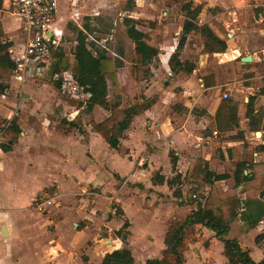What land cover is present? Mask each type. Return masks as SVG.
Returning a JSON list of instances; mask_svg holds the SVG:
<instances>
[{"label": "rangeland", "instance_id": "rangeland-1", "mask_svg": "<svg viewBox=\"0 0 264 264\" xmlns=\"http://www.w3.org/2000/svg\"><path fill=\"white\" fill-rule=\"evenodd\" d=\"M193 1L195 5L203 4L205 6L200 16V23L208 24L219 37L226 40L228 49L225 54H220L221 57L218 56L219 54H206L203 51V39L197 34H192L189 36L187 45L181 52L180 60L194 63L197 68L196 71L198 72L199 79L202 76V70L219 65L225 66L227 84L225 86H220L221 89L216 92L215 97L222 101L231 100L238 106L239 115L240 112H242L240 122L234 131L227 134H215L217 128L214 116L207 113L208 104L200 102L197 98L198 94L194 96V99L197 100L196 106H194L192 111L190 110L192 107L190 99L193 98H186V79L190 78V74L186 72L177 74L172 73L170 64V57L176 50L181 37L185 16L176 5L169 4L170 0H59L56 22L57 27L63 31L60 48L71 57L76 46L77 29H81V27L84 28L85 25H88L90 27V30L87 32L88 45L93 52L103 50L105 47L109 55L117 58L122 63L121 69L115 74L108 76L109 99L111 104L119 100L128 102L129 104H142L143 97H151L150 99L153 101V105L158 102L161 103L159 113L161 115L163 114L162 120L164 123H167L168 128L173 127V129L168 139H162L158 141L159 143L149 139L143 143L145 145H143V148H138L140 149V156L142 157H137L134 159V162L138 164L139 171H145V177L140 174L138 175L140 180H135L134 172H128L131 168V164L121 157L119 153L115 152L112 154V169L120 174H126L127 172L129 174L125 175L123 178L120 176L119 180L117 179L115 187H113L112 181L104 183V181H106L107 172H104L98 177L95 176V178L98 179L96 183L99 184L103 182L105 189L108 191L103 192V188L99 186L94 189L92 185H80L79 190L72 194V200L70 201H65L59 194L49 191L39 196L45 199H55V203L44 213L36 210L34 206L35 197H33L31 202L24 208L25 211L21 209L18 211L19 213H26V215L29 216L28 218L33 220V224H35L33 230L31 227L26 228V226L22 225L18 220L12 221L10 218H5L0 221L15 230L16 233L23 231V239L17 238L15 241L21 243H25L24 241H35L47 247L46 251H49V253H54L51 249L56 241L54 237V226L48 224L44 216L57 213L63 216L72 211L75 217L72 219V224L77 225L75 227L72 225L71 227L73 229L75 228L74 230H84L86 233L85 235L88 236L86 239L82 238L84 244H87L88 247H92L94 242L101 243L103 246L107 247L109 244L107 240L111 238L109 235L112 234V237H114V232L117 231V228L120 229L125 220L129 219V221H132L131 227L133 228L135 236L130 249L136 259V263L144 264L149 255H152L150 253L154 251L153 243L155 239L158 238L159 243L164 242L169 225L172 222L184 219L191 210L197 208L196 205L184 204L190 190V186L185 182L180 186L183 193L182 198H176L174 196L175 189L169 188L167 184L164 186H156L155 189L150 188L153 186L150 181L151 174H147L146 171L150 168L149 156L156 153L159 149H164L165 154L167 151H175L179 154L177 172L184 178L191 173L195 162L199 159L207 161L209 163V168L214 172H227L233 166V160L229 159L228 156V149L239 147L244 144L252 147L262 145L260 140L261 138L264 140L263 128L253 129L250 126V121L244 116L250 98L258 100L260 96L264 95L263 68L260 65H256L255 67L254 64H245L242 61L249 53V51L245 49V45L252 44V41L246 38L243 42L240 36L246 31L259 27V25L255 23L256 19L259 20L260 18L259 14L256 13L255 10L253 11V0ZM215 8L220 9L221 12L218 14L209 12V9ZM254 13L257 15L256 19H254ZM128 18L137 21L140 30L150 32L153 29L155 34L156 43L160 49L159 57L152 63L153 69L156 72L157 70L159 71V78L155 86H152L150 83L155 74L152 75L149 81L139 84L133 82L130 78V69L138 61V57L135 53L134 43L126 35L125 20ZM18 25L17 18L8 14L6 27L15 28L18 27ZM51 59V55H48L47 60ZM232 60L234 61L232 62ZM169 73H171V75H169ZM4 82L7 83L10 88L14 86L11 77L5 79ZM32 87V94L35 102L32 100L30 102H33L34 106H30L28 99H25V94L27 93L25 89L22 90V97L17 96L18 101H22L23 107H27L28 105L27 109L24 108L22 114L24 116L36 112L38 114L46 113L52 115V112H54V114H56L55 116H57V121L60 123L64 119L67 120V116L73 111L71 107L77 106L76 103H73L64 96L60 90H55L53 82L46 78H44L42 82L32 83ZM17 91L18 89L14 90L15 93H17ZM40 92L46 94V98L48 99L46 101L47 104L41 101L43 99L40 97ZM224 94L228 95L227 99H224ZM204 101L208 103V99L204 98ZM186 104L188 105L186 106ZM258 109L264 112V106L261 105ZM98 110L100 109L98 108ZM205 112L206 114H204ZM85 114L87 116L83 113L81 114L79 121L82 124L86 123L88 125L94 120V117L93 114H89L87 111ZM99 118H101V116ZM189 118H192L195 124H192V134L189 137V143H187L186 122ZM95 120H97L96 117ZM3 126L4 123L0 117V132L3 131ZM145 127L148 130V126ZM205 128L207 129L205 132L207 133L206 135H204ZM240 129H245L247 136L244 135L243 139L240 140L233 139ZM258 133H261L262 136L259 137L257 135ZM175 134H180L177 136L180 139L176 144L172 141L174 138L173 135ZM3 139L2 142H8L5 135ZM103 143L106 142L104 141ZM104 146H107V143L104 145L102 143H97L94 146L96 159L100 163L105 160L110 151L108 146L107 149ZM82 147L83 146L76 144V150L74 151L75 157L79 156L78 168L75 171H73V169L67 170L86 179L87 176L84 175L83 168L87 167V172H91L88 176H93L94 171L91 170L92 166L86 164L83 160ZM257 154L255 153L254 155L255 163L263 169L264 154ZM158 156L161 157L157 159L156 164H160L164 166V168L167 166L170 167L168 156L165 158L162 156V153ZM53 166L58 168L57 164H53ZM105 167L107 170H110L107 164ZM164 168L160 167V170H156L152 173V176L158 172L164 174L168 179H172L176 176V173L171 167L167 169ZM52 170L54 169L50 167L46 170L38 168L29 175L32 178L31 183L21 185L24 187L25 191L29 192L33 190L34 187H37V184L48 181V178L51 176L49 171ZM67 170L64 169V171L61 172L67 173ZM54 176L56 178L61 177L59 173ZM60 180L63 182L62 179ZM139 182L142 183V187L138 186L137 183ZM217 186L221 191H227V186L224 182L218 183ZM68 187L69 186L62 183L63 190ZM83 189L85 191L82 192ZM207 192L208 191L205 190V196ZM135 196L138 197V203L142 210L137 211L136 216L131 218L128 216L125 209H123L122 203L117 201V199L127 206L129 204L128 199L130 198V200L134 202L133 197ZM241 197L244 199L246 195L242 194ZM121 209L124 211L125 217L120 216V214H122ZM1 213L6 214L7 209L0 210V214ZM106 217H108V220H106ZM243 228L242 219L238 218L232 224L228 238L237 237L238 233L236 234L234 231L242 232ZM195 232L197 234V242L189 246V251L187 253L189 256L188 264H201L199 260L193 257L198 258V255L203 257V250H210L212 234L201 226H197ZM255 235V233H248V239L244 241V247L246 244H249L250 238H255ZM2 243H4V251L9 252L6 258L10 260L17 257L12 254L10 247H8L10 242L4 240ZM143 244H148L149 250H144L142 247ZM162 245L164 246V243H162ZM212 248H214V246ZM212 248L210 251L211 256L214 255V249ZM163 250L164 247L162 246L160 249H156L157 258L164 259ZM0 251L1 257L3 250L0 249ZM77 252L79 256H82L80 252L84 253L85 251L82 249ZM45 254H47V252H45ZM84 257L85 256H82V258ZM215 259L219 264H223L225 259L223 254L220 255L218 253L217 248Z\"/></svg>", "mask_w": 264, "mask_h": 264}, {"label": "trees", "instance_id": "trees-1", "mask_svg": "<svg viewBox=\"0 0 264 264\" xmlns=\"http://www.w3.org/2000/svg\"><path fill=\"white\" fill-rule=\"evenodd\" d=\"M169 4L176 5L185 16L178 46L170 58L172 73L191 74L196 70L194 63L180 60L181 52L192 34H197L203 39L204 53L210 55L226 53L228 49L226 40L219 37L208 24L200 23V16L205 7L203 4L195 5L193 0H170ZM209 12L218 14L221 10L215 8L209 9ZM125 27L126 35L134 43L138 57V61L130 69V78L138 84L147 82L153 75L152 63L160 54L155 34L153 29L150 32L140 30L138 22L131 18L125 20ZM89 30L88 25H85L84 31L77 29L76 46L71 57L62 48L52 53L54 68L48 80L60 90L63 79L55 76L61 72L67 73L88 95L86 101L88 111L91 112L97 106L107 109L110 116L100 123L91 122L92 131L100 135L110 149L127 156L129 150L122 143L124 135L132 126L134 118L148 110L153 101L145 96L142 98V104H129L121 100L111 104L108 76L121 69L122 63L106 51L93 52L88 45ZM8 37L0 24V96L5 95L9 90L10 87L4 80L12 77L16 66L10 53L12 43L8 41ZM201 75L200 79L205 89L227 84L224 65L204 69ZM255 101V98H250L246 117L250 120L253 129H264V112L255 108ZM82 104V102L77 103V106L81 107ZM214 120L217 134L233 131L240 122L238 106L231 100H223ZM57 129L67 135L83 132L79 123L66 119L61 121ZM21 134L19 124L13 121L5 130L8 142H0L2 151L11 152ZM243 137L244 134L239 132L233 139L240 140ZM255 153H264V145L252 147L244 144L228 149V156L233 160V166L223 174L210 170L209 163L199 159L195 162L191 173L183 178L177 172L179 158L175 152H170L171 165L176 176L166 179L164 175L158 173L152 179V183L155 186L167 184L169 188L175 189L176 198H182L180 186L185 182L190 186V190L184 204L197 205V210L169 225L164 241V259H148L145 264H186V252L191 244L197 242L195 232L197 226L213 232L214 237L223 243V255L228 260V264H264V259L256 263L250 251L243 249L236 238H228L232 224L238 218H241L249 228H255L264 222V167L262 169L255 163ZM221 182L225 183L227 191L223 192L217 186ZM205 190L208 191L206 196ZM242 194H245L246 198L243 199ZM129 227L130 223L125 222L122 228L114 233L115 237L122 239L125 247L106 254L101 264H137L132 251L128 248ZM255 242L262 246L264 252V232L255 238Z\"/></svg>", "mask_w": 264, "mask_h": 264}, {"label": "crops", "instance_id": "crops-1", "mask_svg": "<svg viewBox=\"0 0 264 264\" xmlns=\"http://www.w3.org/2000/svg\"><path fill=\"white\" fill-rule=\"evenodd\" d=\"M1 3H2V8L0 9V24L2 25L4 32L9 36L8 41L12 43V47L10 50L14 51L19 47V44L21 42V32L19 31V25L18 27L15 28L6 27V22L8 21V14L10 13L8 12V6L3 2ZM263 8H264V0H253V11L259 10L258 12L256 11V13L259 14V18H260L259 20L256 19L257 15L256 13H254V19H256L255 23L258 24L259 27L242 33L240 38L241 41L243 42L246 40V38L252 41L251 42L252 44L245 45V49L249 51L247 57L251 56L253 61L252 63H245V64H254L255 67L256 65L258 66L260 65L263 68L262 70L264 71V9ZM10 16L12 15L10 14ZM56 21L57 20H55L54 27L58 28ZM80 30L84 31V28L81 27ZM99 51H106V50H99ZM218 56H220V54ZM234 60H232V62ZM195 71L190 74L189 79H186V98L188 99L193 98L190 99L192 103L191 105L192 107L190 110L192 111L194 106H196L197 100L194 99V96L198 94L197 98L199 99V101L203 102L204 104H208L207 113L211 116H215L222 102V100L217 99L215 95L216 92L219 89H221V87L219 86L210 89H203L204 88L203 82L201 79H199L198 72ZM152 73L155 75L154 77H152L150 83L152 84V86H155L157 84V79L159 78V71L157 70L156 72L153 69V65H152ZM169 75H171V73H169ZM13 82H14V86L12 88H9V90L5 95L0 96V117L5 125L8 121V118L12 116L14 110L19 108L18 109L19 112L14 117L13 121H17V123L21 128L22 134L11 152L5 153L0 148V210L7 209L6 214L4 213L0 214V221H2V219L4 220L5 218H10V220L12 221L18 220L22 225H25L26 228L31 227L33 230L35 227V224H33V220L31 218H28L29 216L26 215V213L18 212L20 211V209L25 211L24 208L31 202L33 197H35L34 199L36 200L38 198H42L39 197L41 194H46L47 192L52 191L55 192V194H59L60 196H62V198L65 201H70L72 200V194L79 190L80 185L82 186L92 185L94 189L99 186L103 188V192H104V191H108L105 189L104 183L112 181V185L113 187H115L117 179L119 180L120 176L123 178L125 175H128L131 172L135 173L134 174L135 180H140V177H138V175L140 174L141 176L145 177V171H139L138 164L134 162V159H136L137 157L138 158L142 157L140 156L141 153H140V149L138 148L139 147L143 148L144 145L143 143L149 139H152V141H156V142L162 139H168L169 134H171V130L173 129V127L168 128L167 123H164V121L162 120L163 114L161 115L159 113L161 109V103L159 102L154 105L152 104V106L148 110H146L139 116H136L134 118L132 126L125 133L124 139L122 140L123 145L129 150V155L123 156L122 154L119 153L121 157H123L131 164V168L130 170H128L129 173L127 172L126 174H120L115 170H113L111 167V161L113 157L112 154H114L117 151L110 149L109 145L107 144L108 148L110 149L109 151L110 153L108 152L107 157L102 163L97 161L96 155L94 153V146L97 143L98 144L102 143L103 145L106 143H103L104 140L100 135L92 131L91 122L95 120V117L97 118V120H95L94 122L97 123H100L104 121L106 118H108L110 116V112L107 109L97 106L91 112L88 111L86 108V101L88 97L84 102H82L83 104L81 107L72 106L71 109H73V111L70 114H74L73 117L74 119L70 121H76L77 123H79L83 129V132L76 133L74 135H67L65 132H60L57 129L61 122L59 123V121H57V116H55L56 114H54V112H52V115H48L46 113L38 114L37 112L30 113V115L29 114H26L25 116L22 115L24 112V108L27 109L28 105L27 107L26 106L23 107L22 101L21 100L18 101L17 96L20 86L17 82L15 81ZM35 82L36 81L34 79L29 78L23 84L22 90L25 89L27 91V93L25 94V99H28V102H30L31 100L34 101L32 94V90H33L32 83ZM15 89H18L17 93L14 92ZM55 90L58 89L55 88ZM43 93L44 92H40V97H42L43 99L41 101L46 102L48 99L46 98L47 97L46 94ZM203 96L205 99H208V103L204 101ZM147 98L150 99L151 97H147ZM71 101L73 103H76V105L77 103H81L74 100ZM29 104L30 106H34L33 102H30ZM45 104H47V102ZM187 105L188 104H186V106ZM261 105L264 106V95L260 96L258 100L256 99L255 101L256 109H258L259 106ZM98 108L102 111L98 110ZM86 111L89 114H93L94 117V120L91 121L88 125L86 123L82 124L79 121V118L82 113L85 116H87L85 114ZM246 112H247V107L244 112L245 114L244 116L247 119ZM241 113L242 112H240V115L238 113L239 119H241L240 118ZM69 115L67 116V120L69 119L68 118ZM100 116L101 118H99ZM247 120L250 121L249 119ZM192 124L194 125L195 122L192 118H189L186 122V139H188L187 143H189V137L192 134L191 133ZM145 126H148V130L146 129ZM206 130L207 129L205 128L204 133L206 132ZM239 132L247 136L245 129H240ZM206 134L207 133H205L204 135ZM179 135L180 134L173 135L174 138L172 139V141L174 142V144H176V142L180 139L179 137H177ZM257 135L259 137L262 136L261 133H258ZM260 143L264 145L263 138H261ZM76 144H78L79 146H83L82 158L86 164L92 166L91 170L94 171L93 176H88L89 174H91V172H87L88 168L84 167L83 168L84 175L87 176L86 179L81 178L78 174L74 172L68 171L70 169H73V171H75L78 168L79 156L75 157L74 155V151L76 150L75 149ZM107 146L104 147L107 149ZM160 150L163 151L161 152ZM170 152L171 151H167V153L165 154L164 149H159L156 153H153L152 155L149 156L150 168L146 171L147 174H151V178H150L151 183H152V179L158 173L162 174L158 172L154 176H152L153 175L152 173H154L156 170H160V167L164 168V166L160 164H156L157 159L161 157L158 156L160 153H162V156H164L165 158L166 156H168L169 164L170 167L172 168L171 160L169 156ZM175 154L179 158V154L176 152ZM53 164H57L58 168L54 167ZM106 164L108 165V168L110 167V170L106 169L105 167ZM48 166L54 169L52 171H49L51 175L49 177L50 179L48 178V181H46L45 183L42 182L37 184L38 186L34 187V189L29 192L25 191L22 185L31 183L32 178L29 175L38 168H42L46 170L47 168H49ZM170 167L167 166L164 169ZM64 169L66 170L68 169L67 173L61 172L64 171ZM104 172L105 173L107 172V176L105 178L106 181H104V183L100 182L101 184L100 183L97 184L96 181H98V179L95 178V176L98 177L102 175ZM57 173H59L61 177L56 178L54 175ZM220 173L223 174L225 173V171ZM60 179H62L63 182H61ZM62 183L66 184L69 187L63 190ZM137 184L138 186L142 187L141 185L142 183L139 182ZM152 185L153 186H151L150 188L155 189L156 186L153 183ZM83 191L85 190L83 189L82 192ZM133 198H134V202L136 203H134L133 200H130L129 198L128 199L129 204L127 206L124 205L122 201L117 199V201L122 203L123 209H125L126 213L131 218L136 216L137 211L142 210L138 203V197L135 196ZM194 210H197V208L191 210L190 213ZM121 212L122 214H120V216L125 217V213L122 209ZM190 213H188L186 217ZM44 217L48 222V224L54 226V230H55L54 237L56 241L54 242L53 247L51 248L54 253H49V251H46L47 247H45L43 244L36 243L35 241H31V242L24 241L25 243L15 241L17 238L23 239L24 237L23 231L16 233V231L10 228L8 225H5L0 222V249L4 251V243L2 242L6 240L10 242V245L8 247H10L12 254L17 256L9 260L8 258H6V255L9 252L2 251V256L0 257V264H101L106 254L125 247L122 239L115 236L112 237V234L109 235L111 236V238L107 240L109 243L107 247L103 246L101 243H94V242L92 247H88V245L84 244V241H82L83 240L82 238L85 239L88 238V236L85 235L86 234L85 231L84 230L80 231L79 229L74 230L75 228L73 229L71 227L73 225L72 219L75 218L72 211L66 213L63 216H60L57 213ZM106 218H107L106 220H108V217ZM125 222L130 223V227L127 230L129 232L128 248L130 249V246H132L135 236H134L133 228L131 227L132 221L126 219ZM76 225L77 224H74L73 226L75 227ZM242 225L244 227L242 232L234 231L236 234L238 233V236L235 238L239 241L243 249H247L250 251V255L252 259L256 263H259L264 259V252L262 250V246L256 244L255 238L264 232V222H261L255 228H249L243 222ZM3 226L7 228L8 237L2 236L1 228ZM120 229L117 228V231H119ZM210 233L212 234V239L210 240V248H209L210 250L208 251L204 249L203 257L199 255L198 258L193 257L194 259L199 260L201 264H219L215 259L216 248L218 249V253L220 255L223 254V250H224L223 243L214 237L213 232ZM248 233H255L256 235L254 239L250 238L249 244L248 245L246 244V246L244 247V243H245L244 241L248 239ZM162 243L164 242L159 243L158 238L155 239V242L153 243L154 251H152L153 253H150L149 251V253L152 255H149V257L145 260V262L148 259H159L157 258V252L155 251L158 248L160 249L161 246L164 247L165 250V243L164 246L162 245ZM213 246L214 248H212ZM142 247L144 250L146 249L149 250L148 244H143ZM211 248L214 249L213 256H211L210 254ZM82 249H84L85 252L84 253L80 252V253L82 256H85L84 258H82V256H79L77 252L78 250H82ZM188 251L186 252V264H188L189 261V256L187 254ZM45 252H47V254H45ZM223 264H228V260L226 258L224 259Z\"/></svg>", "mask_w": 264, "mask_h": 264}, {"label": "built area", "instance_id": "built-area-1", "mask_svg": "<svg viewBox=\"0 0 264 264\" xmlns=\"http://www.w3.org/2000/svg\"><path fill=\"white\" fill-rule=\"evenodd\" d=\"M8 6V12L15 16L19 22L21 42L16 50H10L15 69L12 80L19 84L18 96L22 97V87L27 79L32 78L36 82H42L47 78L52 59L47 56L60 48L63 32L55 28V20L59 6V0H0ZM101 44V43H100ZM103 50H106L104 47ZM62 78L61 93L70 100L84 102L88 95L74 78L64 72L57 74L55 78ZM228 95L224 94V99ZM15 109L12 116L0 132V142L3 141L5 130L10 126L14 117L18 114ZM74 114L69 115V121L73 120ZM215 134H217L215 132ZM37 211L44 213L55 203V199L38 198L34 201Z\"/></svg>", "mask_w": 264, "mask_h": 264}, {"label": "water", "instance_id": "water-1", "mask_svg": "<svg viewBox=\"0 0 264 264\" xmlns=\"http://www.w3.org/2000/svg\"><path fill=\"white\" fill-rule=\"evenodd\" d=\"M242 61H243L244 63H252L253 59H252L251 56H248V57H246V58H243ZM53 68H54V62L51 64L50 69H49V71H48V75H47V78H48V79H50V77H51V74H52ZM1 233H2V236H3V237H8L7 228H6L5 226H3V227L1 228Z\"/></svg>", "mask_w": 264, "mask_h": 264}]
</instances>
